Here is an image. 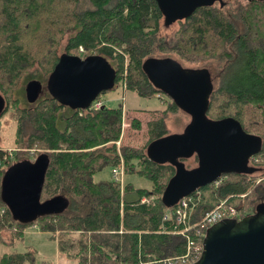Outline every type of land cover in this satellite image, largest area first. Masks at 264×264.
<instances>
[{
    "label": "trees",
    "instance_id": "trees-1",
    "mask_svg": "<svg viewBox=\"0 0 264 264\" xmlns=\"http://www.w3.org/2000/svg\"><path fill=\"white\" fill-rule=\"evenodd\" d=\"M58 2L70 5L60 16L66 19V53L60 56L56 47L40 60L25 40L40 30L39 14L48 4L53 8ZM224 2V6L217 1L199 8L190 18L179 21L174 43L169 44L161 34L165 17L156 0H86L84 8L79 0H0L4 115L6 110H14L17 146L41 145L49 159L41 201L62 197L68 205L62 212L37 220L16 219L2 197L3 180L14 164L10 153L0 149V264H37L31 251H8L23 239L26 228L35 225L57 240L60 254L78 264H155L183 256L189 241L197 240L195 230L185 232L186 225L176 222V206L168 208L162 200L176 173L175 165L158 164L148 156L151 143L174 134L167 123L170 113L187 115L170 98L162 116L148 123V145L119 150L124 109H96V103H103L101 95L87 106L71 110L56 97L22 107L18 99L9 96L35 64H44L47 59L53 72L62 57H77L80 49L84 59L96 57L106 64L115 83L113 89L123 86L149 99L166 94L145 72L147 60L175 57L184 66L205 64L202 68L220 83L212 88L207 117L214 121L237 119L248 133L262 138V148L251 159L249 171L224 175L219 182L192 194L196 203L190 224L199 223L223 201L235 205L239 212L235 220L264 207V118L247 126L240 112L230 114L231 103L264 106V0H234L233 5ZM26 19H33V27L24 25ZM221 99L225 104L219 117L216 113ZM132 126L140 129L141 123L135 119ZM194 158L198 164L197 156ZM187 160L182 161L185 164ZM122 164L125 176L145 179L151 189L137 187L132 180L124 189L112 177L95 180L106 169Z\"/></svg>",
    "mask_w": 264,
    "mask_h": 264
},
{
    "label": "water",
    "instance_id": "water-1",
    "mask_svg": "<svg viewBox=\"0 0 264 264\" xmlns=\"http://www.w3.org/2000/svg\"><path fill=\"white\" fill-rule=\"evenodd\" d=\"M167 25L190 18L199 8L223 0H156ZM151 81L176 106L190 116L182 133L154 141L148 147L149 158L158 164L171 163L176 173L163 194V203L173 208L198 189L218 182L224 175L243 174L251 169L253 157L261 152L262 138L248 133L235 118L210 120L209 99L213 85L204 69H186L178 61L151 58L145 63ZM111 75L99 58L64 56L51 76L53 96L67 102H93L108 91L101 87ZM41 82L27 86L28 100L35 103ZM79 103V104H80ZM6 103L0 97V118ZM198 158V166L187 169L182 160ZM49 159L42 155L35 163L13 166L3 180L2 197L18 220L33 221L67 208L62 197L42 202ZM195 264H264V207L241 220L221 221L206 233L204 252Z\"/></svg>",
    "mask_w": 264,
    "mask_h": 264
},
{
    "label": "rangeland",
    "instance_id": "rangeland-1",
    "mask_svg": "<svg viewBox=\"0 0 264 264\" xmlns=\"http://www.w3.org/2000/svg\"><path fill=\"white\" fill-rule=\"evenodd\" d=\"M224 1L228 2L230 5L234 4V0ZM79 2L80 5H82L84 8L86 0H79ZM69 7L70 5L66 3L58 2V4H56L52 8V3H50L48 4L47 8L39 14V22L41 24L40 30L37 32L33 31V35L29 39L25 40V45L29 49L33 50L38 59H43V55L49 54V52L56 47L60 56L66 53L67 39L65 35H63V31H65V29L67 28L65 23L66 19H60V16H64L66 8ZM32 21L33 19H26L23 21V23L24 25L30 24V26L33 27ZM179 28L180 25L178 22L167 25L164 20L162 22L161 34L167 39L169 44H173L175 40L174 36L179 31ZM77 54L75 53L77 57H80L81 59L85 58L83 56V49H80L79 55ZM160 58L163 59L166 57ZM171 59L176 60L175 57H172ZM186 65L187 66H184L182 64V66L186 69H203L202 67L205 66V64H196V68L194 64ZM51 69L52 65L49 61L47 62V59L44 61V64H35L33 67L25 71V73L18 80L14 92H12V94H10L9 96L12 97V100L18 99L22 107H29L31 104H38L45 98L55 97L52 93L54 83L53 81H51V76L53 74ZM34 80H38L41 82L42 89L37 101L35 103H30L28 100L27 86ZM211 80L215 82L212 83L214 88H217V86L220 85L218 81L213 80V76H210V81ZM114 84V80L108 73L101 87H107L110 89L101 94V99L103 100L104 106H106L107 108L123 107L124 109L122 136L119 143L117 144V147L120 150L123 146H131L135 148H142L147 146L149 140L148 123L150 121L157 120L162 116L163 110L167 107L166 102L170 101V99L164 94L158 97L155 96L151 99L142 98L131 91H127L123 86L113 89ZM58 101L70 110L81 106H87L91 103L89 101L82 103H69L64 100ZM223 102L224 99H221V106L216 113V115L219 117L223 115L222 110L223 105L225 104ZM10 103L12 104L11 101ZM239 112L242 114L241 120L247 126L252 125L253 123L259 124L264 118V106L263 108H258L249 104L231 103L230 114L235 115ZM135 119L141 123L140 129H136L132 126V121ZM254 120L259 122H256ZM190 121V116L185 115L182 112L177 114L170 113L167 118L168 126L171 132L174 134L182 133L185 126L190 123ZM16 129L17 124L15 121L14 110L10 108V110H6L5 115L0 118V149H4V151L10 153L14 166L24 162L35 163L45 153V151L43 150L41 145H32L30 147L27 145H22V147L17 146ZM252 131L256 132L257 129H252ZM194 160L195 158L192 157L185 162V166L187 169H193L198 166V164H196ZM111 177H113L112 169H106L104 172L96 175L95 180L101 181L105 179H111ZM130 180H132L137 187L151 189V184L145 179H141L138 177L131 179L125 176V183L129 182ZM232 206L235 207V205ZM58 235L59 234L57 233V236ZM8 251H31L35 254L37 264H78L77 260L70 259L59 253L58 242L57 240H53L51 234L44 233L39 227L34 228V226L26 228L23 239L18 242V244L13 249H8Z\"/></svg>",
    "mask_w": 264,
    "mask_h": 264
},
{
    "label": "built area",
    "instance_id": "built-area-1",
    "mask_svg": "<svg viewBox=\"0 0 264 264\" xmlns=\"http://www.w3.org/2000/svg\"><path fill=\"white\" fill-rule=\"evenodd\" d=\"M94 106L96 109H99L102 108L104 104L102 102H98ZM112 172H113V177H112L113 180L118 184H120V187L124 189L125 186L124 165L122 164L119 167L113 168ZM144 202H146V200H144ZM195 203H196V197L192 195L190 197L181 200L175 209V219L176 222L183 223L184 225H186L185 232L195 230L197 240L189 241L187 252L183 256L166 259L164 261H160L159 263L157 262L155 264H195L201 259L203 255L204 240L209 228L221 221L228 219H236L237 217H239V212L236 209V207L232 205H228L227 202L223 201L217 206V208H215L212 211H208L203 216V218L199 223L191 225L190 218L192 211L195 207ZM169 216H171V214L166 215L165 218L168 219ZM35 227L38 226L35 225L34 228Z\"/></svg>",
    "mask_w": 264,
    "mask_h": 264
},
{
    "label": "crops",
    "instance_id": "crops-1",
    "mask_svg": "<svg viewBox=\"0 0 264 264\" xmlns=\"http://www.w3.org/2000/svg\"><path fill=\"white\" fill-rule=\"evenodd\" d=\"M165 110V109H164Z\"/></svg>",
    "mask_w": 264,
    "mask_h": 264
},
{
    "label": "flooded vegetation",
    "instance_id": "flooded-vegetation-1",
    "mask_svg": "<svg viewBox=\"0 0 264 264\" xmlns=\"http://www.w3.org/2000/svg\"><path fill=\"white\" fill-rule=\"evenodd\" d=\"M251 162V161H250Z\"/></svg>",
    "mask_w": 264,
    "mask_h": 264
}]
</instances>
